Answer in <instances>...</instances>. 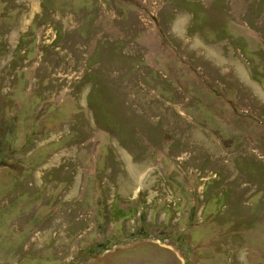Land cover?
<instances>
[{
	"label": "rangeland",
	"instance_id": "374dc122",
	"mask_svg": "<svg viewBox=\"0 0 264 264\" xmlns=\"http://www.w3.org/2000/svg\"><path fill=\"white\" fill-rule=\"evenodd\" d=\"M0 264H264V0H0Z\"/></svg>",
	"mask_w": 264,
	"mask_h": 264
}]
</instances>
